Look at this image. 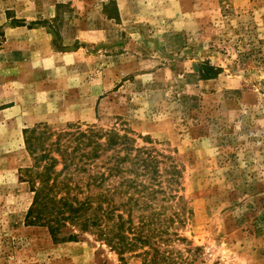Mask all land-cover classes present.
<instances>
[{
    "label": "rangeland",
    "instance_id": "374dc122",
    "mask_svg": "<svg viewBox=\"0 0 264 264\" xmlns=\"http://www.w3.org/2000/svg\"><path fill=\"white\" fill-rule=\"evenodd\" d=\"M0 28V264L148 251L121 259L92 233L55 241L28 224L24 130L40 124L126 130L172 158L182 200L162 251L264 264V0H0Z\"/></svg>",
    "mask_w": 264,
    "mask_h": 264
},
{
    "label": "trees",
    "instance_id": "16d2710c",
    "mask_svg": "<svg viewBox=\"0 0 264 264\" xmlns=\"http://www.w3.org/2000/svg\"><path fill=\"white\" fill-rule=\"evenodd\" d=\"M4 42L0 28V46ZM201 72L209 80L220 69ZM121 132L78 124H40L24 130L33 160L25 170L34 194L28 224L46 227L55 241H77L92 233L121 259L147 248L143 264H197L199 248L192 260L170 255L156 243L180 217L166 214L169 204L182 200L178 166L156 149L137 147L132 133Z\"/></svg>",
    "mask_w": 264,
    "mask_h": 264
}]
</instances>
